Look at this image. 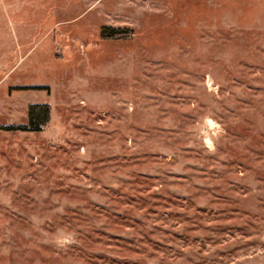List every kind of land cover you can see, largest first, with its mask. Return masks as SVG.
Returning <instances> with one entry per match:
<instances>
[{
    "label": "rangeland",
    "instance_id": "obj_1",
    "mask_svg": "<svg viewBox=\"0 0 264 264\" xmlns=\"http://www.w3.org/2000/svg\"><path fill=\"white\" fill-rule=\"evenodd\" d=\"M0 264H264V0H0Z\"/></svg>",
    "mask_w": 264,
    "mask_h": 264
},
{
    "label": "trees",
    "instance_id": "obj_2",
    "mask_svg": "<svg viewBox=\"0 0 264 264\" xmlns=\"http://www.w3.org/2000/svg\"><path fill=\"white\" fill-rule=\"evenodd\" d=\"M117 35V32L111 28H104L102 36L105 38H112ZM40 90H47V88H36ZM27 119L28 125L26 127H17L8 126L6 130H21V131H33L39 132L41 129L49 123L50 120V110L48 105H31L27 110Z\"/></svg>",
    "mask_w": 264,
    "mask_h": 264
}]
</instances>
